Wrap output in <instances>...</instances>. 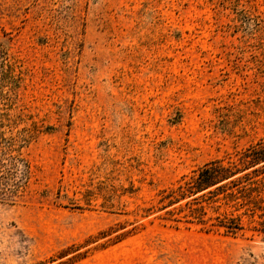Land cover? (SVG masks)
Instances as JSON below:
<instances>
[{"label": "rangeland", "instance_id": "374dc122", "mask_svg": "<svg viewBox=\"0 0 264 264\" xmlns=\"http://www.w3.org/2000/svg\"><path fill=\"white\" fill-rule=\"evenodd\" d=\"M259 141L264 0H0V264H264L159 195Z\"/></svg>", "mask_w": 264, "mask_h": 264}, {"label": "trees", "instance_id": "16d2710c", "mask_svg": "<svg viewBox=\"0 0 264 264\" xmlns=\"http://www.w3.org/2000/svg\"><path fill=\"white\" fill-rule=\"evenodd\" d=\"M264 161V141H259L248 147L238 159L217 158L204 163L192 173L184 175L175 187L161 190V208H166L180 203L178 208H182V201H186L189 207V217L187 222L200 223L206 225L210 222L208 230H224L227 234H236L244 229L242 214H236L242 208L243 214L254 215L257 210L264 211L261 197L264 191V181L252 176L258 172L246 170ZM239 175L240 173H243ZM258 175V174H257ZM206 202V204H203ZM222 205L232 207L233 210L219 212ZM206 206L214 208L216 216L206 218L208 211ZM264 215V214H263Z\"/></svg>", "mask_w": 264, "mask_h": 264}]
</instances>
